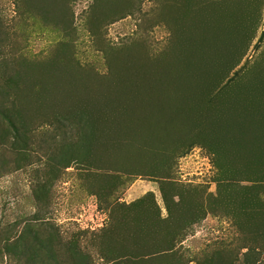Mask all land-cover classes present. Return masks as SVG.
<instances>
[{
	"label": "rangeland",
	"instance_id": "rangeland-1",
	"mask_svg": "<svg viewBox=\"0 0 264 264\" xmlns=\"http://www.w3.org/2000/svg\"><path fill=\"white\" fill-rule=\"evenodd\" d=\"M250 5L0 0V264H130L172 236L174 254L134 259L264 264V214L240 200L252 183H230L211 147L228 143L211 130L223 94L229 121L263 123L233 99L263 86ZM188 204L202 213L183 228Z\"/></svg>",
	"mask_w": 264,
	"mask_h": 264
},
{
	"label": "trees",
	"instance_id": "trees-1",
	"mask_svg": "<svg viewBox=\"0 0 264 264\" xmlns=\"http://www.w3.org/2000/svg\"><path fill=\"white\" fill-rule=\"evenodd\" d=\"M254 17L255 15H253V18ZM250 18L252 20V16ZM229 64L230 63H228V65ZM2 65L3 62L0 63V67H2ZM171 67L176 68L175 65H171ZM262 80L263 86L260 89L244 91V95L236 91L233 99L234 102L239 104L238 106L240 107L241 114L242 111L244 112L242 115L244 118L249 119L262 117L263 123L258 121H242L238 123L229 121V116L226 114L227 108L222 105V103L226 102L227 100V98H225L227 94L222 95L223 97L219 99L220 105L213 107L214 110H212L214 115L212 124L213 126L211 130L218 131V134L220 135L219 137L228 140V143L225 148H220L217 146V144H215V146H212V144L211 147L217 151V156L220 161L226 162L229 164V166H231L230 169H228V172L227 170H223V175H226L227 177L230 175L228 180L234 185H237V182L247 181L252 183V185L254 184V186H256V183L260 184V188L264 186V155L261 154V152H258V144L264 143V79ZM223 91L222 93H224ZM119 106L122 108V118L124 120L122 122V128L125 130H131L129 127V121L131 118L127 115V110L124 109L127 105ZM0 112L3 116L7 117L4 108H1ZM206 113H209V111L207 110ZM204 126L207 128V121L205 122ZM127 141L128 140H124V142ZM252 185L240 188L242 191H245V196H240L242 206H244L245 209H247V207L254 208L255 206H260L261 212L264 214V198L260 199L259 195H256L255 197V193L252 194ZM228 187L231 186L228 185ZM183 204V201H179L176 203V206L179 207ZM199 206H190V204H188L187 207L182 208L181 212L185 210L187 211L186 219L181 222V226L183 228H185L191 222V220H194L200 216L199 214L202 213V208ZM171 235H176V233L174 232ZM172 238L174 239L175 236H172ZM172 238L167 243L169 245L168 248L160 250L158 253L155 252L151 254V250H147V252L144 251L142 254L138 251L131 253L129 255L131 258H128L131 260L130 264L144 263L143 260L151 257L152 255V258L155 257L154 260H157L161 258V255H167V253L174 254L173 251L175 249V244L174 241L172 242ZM135 256L147 257H145V259L143 257L142 260H138L134 259Z\"/></svg>",
	"mask_w": 264,
	"mask_h": 264
},
{
	"label": "crops",
	"instance_id": "crops-1",
	"mask_svg": "<svg viewBox=\"0 0 264 264\" xmlns=\"http://www.w3.org/2000/svg\"><path fill=\"white\" fill-rule=\"evenodd\" d=\"M249 1L251 2L250 8H253L251 12H255L257 14L256 15V18H257L258 17V14H260L261 11H263V9H264V0H249ZM254 3L257 6L254 7ZM198 6H200L199 9H202V8H204L206 6V3L205 2L204 3L202 2ZM215 7H218V6L215 5ZM256 18H255V20H256Z\"/></svg>",
	"mask_w": 264,
	"mask_h": 264
}]
</instances>
